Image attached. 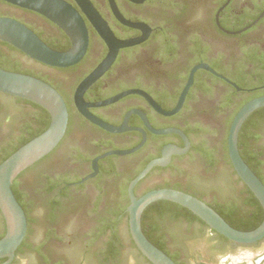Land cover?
Masks as SVG:
<instances>
[{"label": "flooded vegetation", "instance_id": "flooded-vegetation-1", "mask_svg": "<svg viewBox=\"0 0 264 264\" xmlns=\"http://www.w3.org/2000/svg\"><path fill=\"white\" fill-rule=\"evenodd\" d=\"M65 1L80 12L88 29V52L79 64L50 67L14 47L24 54L25 64L40 65L37 74L61 94L69 110L68 129L51 153L53 158L43 164L49 154L38 162L41 164L31 176L32 179L40 176L38 185L29 186L32 180L29 175L20 180V190L26 193L31 210L41 208L45 213L52 199L58 198L57 214L68 209L83 213L80 201L96 196L103 217H110L108 212L112 210L120 212L118 223L113 226L119 262L122 264L130 251L137 256L135 264H152L138 250L130 233L129 186L152 161L164 156L166 148L184 149L186 142L176 133H152L146 119L155 130L182 131L189 149L172 155L167 165L154 167L137 183L136 197L156 189L182 191L205 202L236 230L252 232L259 228L264 222V208L238 176L229 150V160L223 162L220 147L235 109L245 100L264 96V0H89L118 40L144 38L135 46L120 49L112 66L84 94L90 105L87 109L95 118L113 127L127 122L129 129L123 133H112L96 125L76 105L78 88L107 58L110 49L77 2ZM0 17L34 28L51 43L59 45L66 37L71 47L66 33L37 13L0 0ZM237 20L244 21L246 26L231 30ZM251 25L241 34L228 33ZM193 72L183 108L173 116L158 113L142 95L152 98L164 111H172ZM118 96L122 97L114 103L93 106ZM15 98L0 92V147L11 139L29 137L38 127L34 108L16 103ZM201 129L209 133L203 136ZM254 132L259 134L253 144L259 155V179L264 184V127ZM205 140L209 158L202 152ZM140 145L132 154L99 159L109 152L132 150ZM64 179L71 181L67 194H63L64 187L48 192ZM128 180L129 200H125L122 187ZM54 224L57 228L59 223ZM148 227L151 239L176 264H264V237L252 243H237L194 214L189 216L180 211L174 219H168L152 213ZM5 233L6 223L0 210V236ZM110 233L99 239L94 248L106 249ZM29 237L28 229L26 246L21 253L16 252L11 264H59L57 259L64 246L57 242L39 248L37 258L28 260ZM5 261L0 260V264Z\"/></svg>", "mask_w": 264, "mask_h": 264}, {"label": "water", "instance_id": "water-1", "mask_svg": "<svg viewBox=\"0 0 264 264\" xmlns=\"http://www.w3.org/2000/svg\"><path fill=\"white\" fill-rule=\"evenodd\" d=\"M3 1L13 6L37 13L57 25L69 37L71 47L65 52L55 51L45 44L40 37L25 24L7 17H0V41L10 44L32 60L50 67L69 68L79 64L84 59L89 48L88 29L80 12L71 4L65 0ZM75 1L110 49L107 58L78 88L75 97L76 105L79 111L96 125L112 133H123L129 129L127 122L121 127H113L95 118L87 109L90 105L85 102L84 94L88 88L101 78L112 66L120 49L135 46L141 43L144 38L125 41L118 40L89 0ZM252 26L253 25L238 32L228 33L231 35L241 34ZM201 68L209 69L206 65H201ZM193 76L194 72L177 106L172 111H164L152 98L145 94L142 95L146 97V100L158 113L163 116H173L183 108L187 91L193 83ZM0 92L33 102L44 108L51 116V122L46 131L22 146L0 164V210L6 223V233L4 237L0 239V260L6 259L3 264H11L17 250L24 242L28 231V218L26 212L18 202L12 186L21 174L43 160L58 147L68 129L69 110L64 98L49 83L33 76L9 72L1 67ZM121 97L122 96H118L93 106H105L118 101ZM262 108H264V96L249 101L241 108L235 116L230 128L228 150L230 160L238 176L254 193L264 208V184L243 160L239 150V136L245 121L254 112ZM144 120L152 133L156 135L176 133L183 137L186 142V148L184 149L176 146L166 148L164 156L152 161L129 186V196L131 200L128 207L130 233L138 250L147 260L152 264H176L146 237L142 228V217L145 210L153 203L159 201L176 203L188 209L204 221L210 228L234 242L252 243L264 237V222L259 228L252 232L236 230L205 202L182 191L174 189H156L144 194L140 198L136 197L134 189L137 183L154 167L167 165L172 155L183 154L189 149V141L182 131L177 129L155 130L148 124L146 119ZM141 146L142 145L127 151H112L101 156L99 159L111 155H129L137 151ZM94 169L96 172L98 171V160L94 162Z\"/></svg>", "mask_w": 264, "mask_h": 264}, {"label": "trees", "instance_id": "trees-1", "mask_svg": "<svg viewBox=\"0 0 264 264\" xmlns=\"http://www.w3.org/2000/svg\"><path fill=\"white\" fill-rule=\"evenodd\" d=\"M246 24L242 20H237L236 23L234 24V27L231 28V30L237 31L242 28H244ZM31 30H33L41 39V35L38 34L34 28L30 27ZM64 37V35H63ZM49 47L56 51L64 52L67 51L70 48V43L69 40L64 37V40L58 45L55 43H51L48 40L42 39ZM0 67L6 71L9 72H14V73H20L28 76H33L38 79H41L43 81H46L43 79L41 76L37 74L38 70H41V67L38 63L33 62L32 65H27L23 62L22 57L24 54L18 52L14 47L0 42ZM2 48L4 51H2ZM19 55V56H18ZM29 59V58H28ZM16 103L18 104H23V105H31L30 107L34 108L35 115L38 120V127L37 130L33 131L31 135L27 138H22L20 140H15L11 139L9 143H2L1 149H0V164H2L7 158H9L13 153H15L18 149H20L22 146L27 144L29 141L34 139L35 137L39 136L42 134L44 131L47 130V128L50 125L51 122V116L50 114L41 106L30 102L28 100H23L20 98H15ZM255 98H251L248 100H245L240 106H238L237 109H235L234 114L231 116L227 123V129L226 133L224 136V140L222 141V145L220 147L223 155V162H227L229 160L228 157V136H229V131L231 124L237 115V113L241 110V108L247 104L249 101L253 100ZM14 101V100H13ZM264 127V108L257 110L254 112L245 122L243 125L240 136H239V150L240 154L243 158V160L246 162V164L252 169V171L260 177V173L258 171L259 169V155L256 151V148L254 146V141L259 138V134L255 133V129L258 127ZM209 131H205L201 129V133L203 136L208 134ZM206 140L204 142V145L202 147V152L206 156V158H209L208 156V151L206 150L205 146ZM54 154H50L42 163L47 164L50 163L51 159L53 158ZM111 160V159H110ZM41 164V163H40ZM37 164L36 166L32 167L31 169L27 170L25 173L21 174L14 182L12 189L13 192L18 200V202L21 204L23 209L26 212L27 218H28V229L30 233V228H31V221L32 218L30 216L31 212V203L27 201V195L25 192L20 190V180L22 178L27 177L28 175L34 174V172L37 169V166L40 165ZM40 177V176H39ZM39 177L34 176L33 179L30 181L29 186L31 188H35L36 185H38L39 182ZM70 180L64 179L60 182V186L58 185H53L51 188L48 189L49 193H53L56 189L60 187H64L63 194H67L68 191L70 190ZM130 180L125 182L124 186L122 187L123 190V198L125 200H129L127 196V191L126 188L129 184ZM60 204L59 199H52V203L49 204L45 214H44V221L37 220L38 223L41 222L42 224L46 225L48 223H60V218L67 212H70L69 210H64L61 211V215L56 213V207ZM51 205V206H50ZM55 208V209H54ZM180 211L184 212L186 215L193 216V214L176 204L170 203L168 201H159L157 203H154L150 205L144 212L143 217H142V228L143 231L146 235V237L158 248L161 249V246L153 239H151V227L149 228V220L151 218L152 213L157 214V216L161 218H168V219H174L176 215H179ZM110 215H113V217H101L98 221V226L96 227V230L94 232V235L96 236H104L108 232H111L108 240L110 242L106 243V249L100 251L99 249H95L93 244L88 245V252L91 253L95 258H97L102 264H113L116 263L115 261H119L120 253L115 249V240H116V232L113 230V226H115L118 223V219H116L119 215L120 212H116L114 210L108 212ZM4 236H0V239L3 238ZM26 246V242L20 246V248L17 250V254L21 253L23 251V248Z\"/></svg>", "mask_w": 264, "mask_h": 264}, {"label": "rangeland", "instance_id": "rangeland-1", "mask_svg": "<svg viewBox=\"0 0 264 264\" xmlns=\"http://www.w3.org/2000/svg\"><path fill=\"white\" fill-rule=\"evenodd\" d=\"M29 175L28 178H31ZM83 208V213L79 209H68L70 212H66L61 218L60 223L55 227V224L48 223L46 225L37 220L44 221V211L38 209V211H31V228L29 237V247H27L28 260H33L38 256V249L44 247L50 242H57L58 245L64 246L61 249L58 256L59 264H102L97 258L88 252V245L93 244L96 246V242L104 236H95L94 232L98 226V221L103 217L100 209L98 208L99 201L96 196L84 197L80 201ZM113 217V215H110ZM42 221V222H43ZM58 252V251H57ZM137 258L136 254H132L130 251L126 252L125 260L122 264H135ZM113 264H121L119 261H115Z\"/></svg>", "mask_w": 264, "mask_h": 264}]
</instances>
